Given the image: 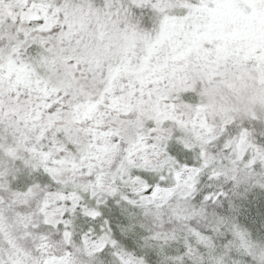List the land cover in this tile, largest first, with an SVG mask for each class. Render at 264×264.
<instances>
[{
    "label": "snow or ice",
    "instance_id": "obj_1",
    "mask_svg": "<svg viewBox=\"0 0 264 264\" xmlns=\"http://www.w3.org/2000/svg\"><path fill=\"white\" fill-rule=\"evenodd\" d=\"M0 264H264V0H0Z\"/></svg>",
    "mask_w": 264,
    "mask_h": 264
}]
</instances>
